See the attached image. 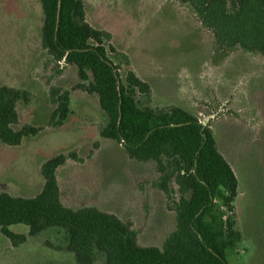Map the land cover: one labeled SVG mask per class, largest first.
Returning a JSON list of instances; mask_svg holds the SVG:
<instances>
[{
  "label": "rangeland",
  "instance_id": "rangeland-1",
  "mask_svg": "<svg viewBox=\"0 0 264 264\" xmlns=\"http://www.w3.org/2000/svg\"><path fill=\"white\" fill-rule=\"evenodd\" d=\"M83 3L86 23L110 34L105 42L107 55L118 68L123 85L131 71L148 86L149 93H135L141 106L156 111L181 107L211 129L230 157L238 150L247 158L233 212L219 199L215 206L224 220L232 219L239 235L227 251V263L264 264V197L259 186L260 175L264 177V58L236 49L214 64L217 57L211 31L177 0ZM42 24L39 0H0V86L29 94L27 102L16 104L19 122L14 129L30 124L35 117L40 122L39 132L24 138L19 146L0 143V193L36 196L44 184L41 164L63 154L68 164L59 173L76 168L74 186L66 189L62 182L65 206L77 210L105 204L103 208L110 212H120L122 222L131 223L140 246L161 249L173 229L174 213L168 208L173 201L160 198L153 185L158 177L154 162L142 168L121 144L109 140L100 149L93 142L100 139L97 131L106 126L107 117L97 96L79 88L76 67L56 62L42 49ZM53 90L69 93L72 113L63 134L47 137L54 128L44 118L45 111H54L58 105L50 96ZM86 109L89 111L84 112ZM154 171L156 177L151 175ZM171 188L177 189L175 184ZM125 197L128 203L122 208ZM172 197L178 200L177 193ZM10 230L24 235L26 242L14 248L0 233V264H76L67 250L65 229L49 228L34 237L24 225ZM96 257L93 264H105L102 255Z\"/></svg>",
  "mask_w": 264,
  "mask_h": 264
},
{
  "label": "trees",
  "instance_id": "trees-1",
  "mask_svg": "<svg viewBox=\"0 0 264 264\" xmlns=\"http://www.w3.org/2000/svg\"><path fill=\"white\" fill-rule=\"evenodd\" d=\"M187 5L213 36L214 64L240 49L264 58V0H177ZM43 13L41 47L56 62L77 69L79 88L98 98L107 117L102 138L121 144L136 162H154V186L171 200L175 228L162 248L142 247L129 222L93 207L66 208L60 201L55 172L67 157L55 155L42 163L44 184L31 198L0 193V233L14 248L26 242L11 226L24 225L30 237L58 227L67 232V250L76 264H93L97 254L105 264H228L227 251L238 240L231 218L223 219L216 199L233 212L237 179L216 148L212 131L179 107L156 111L143 107L135 93H149L148 86L128 71L126 85L107 55L110 34L85 21L83 0H39ZM113 51L112 47H109ZM219 57V58H218ZM85 83V84H84ZM58 105L49 125L62 126L69 114V93L51 91ZM29 94L0 86V143L19 146L39 129L18 125L16 104ZM97 145H94V148ZM70 157L75 158L70 154ZM175 184L177 189L171 188ZM178 194V200L172 199Z\"/></svg>",
  "mask_w": 264,
  "mask_h": 264
},
{
  "label": "crops",
  "instance_id": "crops-1",
  "mask_svg": "<svg viewBox=\"0 0 264 264\" xmlns=\"http://www.w3.org/2000/svg\"><path fill=\"white\" fill-rule=\"evenodd\" d=\"M84 93V92H83ZM85 94V93H84ZM70 99H71V96H70ZM71 103V102H70ZM179 108H181V107H179ZM184 110V109H183ZM89 110L88 109H86V110H84V112H88ZM52 112L53 111H48V110H46L45 111V116H44V118L46 119V120H48V119H50V116H51V114H52ZM71 113H72V109H71V104H69V114H68V116H67V118H66V120L63 122V124H62V126L61 127H59L58 129H54V131H52L51 132V134L50 135H46L47 137H49V136H51V135H58V134H63V131H64V128H65V126H66V124H67V121H68V118H69V116L71 115ZM85 115H87V113L85 114ZM37 116V115H36ZM18 121H19V116H18ZM27 125H30V126H33V127H38L39 125H40V122H39V120L35 117L34 119H33V121L32 122H30V124H27ZM75 128H76V126H74ZM71 132L72 133H74L75 132V130L74 129H72L71 130ZM98 132V134H99V138L100 139H98V140H93V142H95V143H97L98 142V144L100 145V149L101 148H103V146L105 145V144H109V143H105V142H110L108 139H103V138H101L100 137V130L99 131H97ZM213 134V133H212ZM95 135H96V133H95ZM60 136H70V135H60ZM213 137H214V135H213ZM214 140H215V144H216V148H217V150H218V152L220 153V155L224 158V160L228 163V165L230 166V168L232 169V171H233V173H234V175H235V177H236V179H237V183H238V188H239V184H240V181L242 180V177L240 176V171L243 169V167H245L246 165H247V163H248V161H247V158L245 157L244 159H243V157H241L242 156V154H241V152H239L238 150L237 151H235L234 152V155L232 156V157H230V154L228 153V152H226L225 150L226 149H224L223 147H221V146H219V141H217V139L214 137ZM112 141V140H111ZM236 144H237V142H235ZM100 150L98 149V151H94V153L92 154V156H91V159H90V161L98 154V152H99ZM59 154V153H58ZM58 154H55V155H58ZM55 155H53V156H55ZM53 156H51V157H53ZM128 156V155H127ZM51 157H49V158H51ZM48 158V159H49ZM68 164V159L65 161V163L62 165V166H60V167H58L57 168V170H56V172H55V177H56V181H57V185H58V188H59V193H60V201H61V203H62V205L64 206V207H66V208H69L68 206H65V204L62 202V199H61V194H62V182H64V186H65V188L67 189L68 187H73L74 186V180L72 179V175H76V168L75 169H68V170H65V171H63L61 174L59 173L60 171V168H62L63 166H65V165H67ZM146 164H150V162H147V163H141V165L140 164H138V165H140L142 168H144L143 166H145ZM42 165V164H41ZM258 167V166H257ZM142 175H145L144 174V171L142 172ZM152 176H154V177H156V172L154 171V173H152L151 174ZM153 177V178H154ZM259 182H260V184H259V186L261 187V192H262V194H263V197H264V177H262V175H260V177H259ZM238 188H237V192H238ZM156 190H157V192H159L158 194H159V196H160V198H162L163 197V199H164V195L162 194V192L161 191H159L157 188H155ZM161 194V195H160ZM238 194V193H237ZM261 194V195H262ZM156 195V194H155ZM157 197H156V199L158 200V195H156ZM237 196V195H236ZM127 197H128V195H127ZM128 198H131V196H129ZM128 198H124V203H123V206H121L122 208L123 207H125V205L128 203ZM89 207H93V208H96L97 210H99V211H101V212H104V213H108V214H111V215H114L115 217H117L119 220H121L122 221V216H121V214H120V212H118V211H116V212H110L109 210H107V209H105V208H103V207H106V205L105 204H101L100 202H98V203H96V204H94L93 206H89ZM83 208H85V207H83ZM80 209V208H79ZM74 210V209H73ZM76 210V209H75ZM129 214H126V217L128 216ZM124 219V218H123ZM174 228H175V217H174V225H173V229L172 230H170V232H169V234L174 230ZM168 234V235H169Z\"/></svg>",
  "mask_w": 264,
  "mask_h": 264
}]
</instances>
